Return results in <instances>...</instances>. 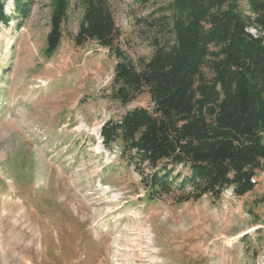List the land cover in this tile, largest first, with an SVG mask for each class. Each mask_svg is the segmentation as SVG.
I'll use <instances>...</instances> for the list:
<instances>
[{
  "label": "rangeland",
  "instance_id": "1",
  "mask_svg": "<svg viewBox=\"0 0 264 264\" xmlns=\"http://www.w3.org/2000/svg\"><path fill=\"white\" fill-rule=\"evenodd\" d=\"M0 264H264V177L238 197L227 188L178 203L150 199L141 177L103 147L100 129L136 107L112 98L116 57L76 46L82 8L70 1L56 55L44 50L52 0L28 16L0 0ZM119 46L134 63L173 39L168 0H110ZM257 34L254 29H249Z\"/></svg>",
  "mask_w": 264,
  "mask_h": 264
},
{
  "label": "trees",
  "instance_id": "2",
  "mask_svg": "<svg viewBox=\"0 0 264 264\" xmlns=\"http://www.w3.org/2000/svg\"><path fill=\"white\" fill-rule=\"evenodd\" d=\"M76 46L94 42L116 57L112 98L123 105L146 91L152 108L136 107L102 125L103 147L141 177L150 199L178 203L227 188L242 197L264 170V0H168L171 41H153L134 63L119 46L110 0H77ZM146 4L150 0H134ZM69 0H52L45 55L61 47ZM28 16L31 0H15ZM0 20L7 25L0 1ZM249 29H254L253 34Z\"/></svg>",
  "mask_w": 264,
  "mask_h": 264
},
{
  "label": "built area",
  "instance_id": "3",
  "mask_svg": "<svg viewBox=\"0 0 264 264\" xmlns=\"http://www.w3.org/2000/svg\"><path fill=\"white\" fill-rule=\"evenodd\" d=\"M258 176H260V177L263 178V177H264V170L258 171L257 174L254 175V176L251 178V182H252L254 185L257 184V183L259 182V177H258ZM230 189H231V191H232V194H234L232 188H230Z\"/></svg>",
  "mask_w": 264,
  "mask_h": 264
}]
</instances>
